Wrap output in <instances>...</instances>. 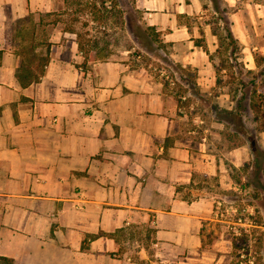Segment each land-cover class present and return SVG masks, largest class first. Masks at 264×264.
Instances as JSON below:
<instances>
[{"label":"crops","instance_id":"obj_1","mask_svg":"<svg viewBox=\"0 0 264 264\" xmlns=\"http://www.w3.org/2000/svg\"><path fill=\"white\" fill-rule=\"evenodd\" d=\"M227 2L234 38L264 43V0ZM136 4L173 44V71L215 86L208 53L179 24L200 1ZM64 11L65 0H0V256L13 264H226L224 236L215 231L208 242L220 195L211 186L235 190L229 169L249 163V149L222 152L223 133L189 125L174 82L156 68L86 61ZM32 42L39 55L49 50V63L21 88L18 51Z\"/></svg>","mask_w":264,"mask_h":264},{"label":"rangeland","instance_id":"obj_2","mask_svg":"<svg viewBox=\"0 0 264 264\" xmlns=\"http://www.w3.org/2000/svg\"><path fill=\"white\" fill-rule=\"evenodd\" d=\"M84 1L93 2L96 8L76 14L81 23L76 24V29L81 33H89L87 38H102L100 48L107 46L109 56L99 60L125 61L134 66L156 68L163 79L174 82L172 90L189 125L198 131L208 129V135L223 133L222 140L216 139L222 152H229L240 146L249 149L252 160L239 170L229 169V173L238 182L235 190H217L215 181L214 187L211 186V190L220 195L215 200L217 221L211 224L215 225V229L211 230L208 242L212 243L217 237L214 235L215 231L218 236H224L227 241L225 250L228 251L226 264H264V61H260L264 52L259 47L264 46L263 41L252 40L248 47V41L240 42L236 39L237 49L230 57L229 42L219 43L218 36H225L226 27L231 29L233 7L229 6L227 0H199L200 11L178 21L189 27L188 32L197 37V46H202L207 51L215 72L216 84L208 88L193 87L180 70L173 71V68L178 67L171 56L173 44L163 43L161 33L159 37L162 43L151 40L153 36L150 35L159 32L156 28L150 30L149 18L137 9L136 0H115L118 10L112 9L110 0L105 3L103 0ZM186 2L189 3V0ZM70 18L69 12L64 19ZM95 18L100 22H95ZM84 23L88 26H84ZM169 31L171 30L166 29L164 32ZM206 33L210 37L215 36L214 42H209V47ZM254 46L257 49L254 50ZM180 49L184 51L185 45L180 46ZM187 73L195 81V73ZM179 79L188 81L186 86ZM253 91L257 93L252 95ZM241 98H245L242 103V123L249 130V137L239 129L238 123H231L225 114L226 111H234ZM250 99L257 104L258 110L252 111L249 108ZM230 167L232 166L229 164L228 168Z\"/></svg>","mask_w":264,"mask_h":264},{"label":"trees","instance_id":"obj_3","mask_svg":"<svg viewBox=\"0 0 264 264\" xmlns=\"http://www.w3.org/2000/svg\"><path fill=\"white\" fill-rule=\"evenodd\" d=\"M107 0H103V2L105 3ZM103 3V4H104ZM110 3L112 4V9L113 10H118V5L117 2L115 0H110ZM93 2H85L84 0H65V6H66V11H64V14L68 16V13H71V18L67 19L66 21V30L70 33L76 34L77 36V41H78V47H79V51L81 52V54L85 57V60H89V61H93V60H97L98 58H104V57H108L109 56V52L108 47L106 46L104 49L100 48V44H101V37H91V38H87V36H89V33H81L78 32L76 29V24L80 23L79 21V17L76 16V14H81L82 12H84L86 9L89 10H93L95 9V4L93 5L94 7H92ZM217 9V6L215 7ZM120 18V17H119ZM96 19V18H95ZM119 22L121 21L120 19H117ZM100 22V20L96 19L95 22ZM94 22V21H93ZM81 24V23H80ZM85 24V25H84ZM84 26H88L90 25V22L88 21V25L86 23H84ZM153 27H150V30H153ZM225 36L220 37L218 36V34H215L216 36H218L219 39V43L224 44L226 41L229 42L228 46L230 48V54L229 56L232 57L237 49V45H238V41L234 38L233 33L231 31V29H229L228 27H226L225 29ZM104 34V33H102ZM156 35H150L153 36L152 37V41L154 43H162V41H160V33H155ZM225 41V42H224ZM221 44V46H222ZM37 44L35 43H30V44H26L25 46H22L19 51H18V56L20 57L21 61H20V65L16 71V78L19 82V85L21 86V88H26L29 85H31L34 82H38L40 80V78L44 75L45 73V67L48 65L49 63V50H47L46 55H39L36 53V49H37ZM162 47V46H161ZM104 50L106 52H104ZM207 52V51H206ZM2 58V52H0V60ZM260 61H264V57H260ZM250 72V71H248ZM186 73V74H185ZM182 74L186 80V78L188 79V81L190 82L191 85H193V87L196 86V83L194 81V79L187 75V71L184 70L182 71ZM187 81V82H188ZM256 91L252 92V95L256 94ZM245 100V98H241L238 102L237 105L235 107L234 111H226L225 114H227V116L229 117L230 122L232 123H238L239 124V129L243 132V134L246 137H249L250 133L249 130L243 125L242 123V111L244 110V106L242 105L243 101ZM249 108L252 111H256L258 110V106L257 104L250 99V103H249ZM229 121H227V123L230 124ZM263 130V129H261ZM260 130V131H261ZM238 184V182H236ZM0 264H13V260L7 257H1L0 256Z\"/></svg>","mask_w":264,"mask_h":264}]
</instances>
